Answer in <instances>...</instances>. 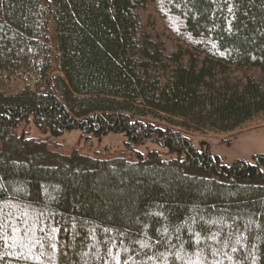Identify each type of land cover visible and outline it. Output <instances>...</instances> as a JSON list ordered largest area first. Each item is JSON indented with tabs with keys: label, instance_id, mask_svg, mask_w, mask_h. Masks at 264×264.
<instances>
[{
	"label": "trees",
	"instance_id": "16d2710c",
	"mask_svg": "<svg viewBox=\"0 0 264 264\" xmlns=\"http://www.w3.org/2000/svg\"><path fill=\"white\" fill-rule=\"evenodd\" d=\"M259 115L264 0H0V264H264V154L224 165L144 121ZM30 125L127 143L85 157Z\"/></svg>",
	"mask_w": 264,
	"mask_h": 264
},
{
	"label": "rangeland",
	"instance_id": "374dc122",
	"mask_svg": "<svg viewBox=\"0 0 264 264\" xmlns=\"http://www.w3.org/2000/svg\"><path fill=\"white\" fill-rule=\"evenodd\" d=\"M145 122L167 129L176 128L180 130L197 149L207 146L212 156H218L224 165H230L235 160H248L253 162L254 156L264 154V115L257 116L251 122L243 125L232 133L216 134L212 132H190L186 129L172 125L159 118L147 116ZM27 138L41 141H52L61 151L70 152L77 149L85 157H98L97 153L109 149L110 151H122L125 149L127 137L124 133H109L101 139L86 140L80 131L73 130L65 132L58 137H52L49 133L44 134L34 128L33 125L27 127ZM140 153L146 154L149 151H160L165 159L174 158L175 153H170L167 149L160 147L153 141L146 142L134 147ZM49 150V149H48ZM62 154L61 152H58Z\"/></svg>",
	"mask_w": 264,
	"mask_h": 264
}]
</instances>
